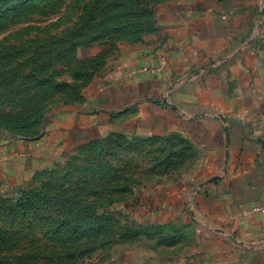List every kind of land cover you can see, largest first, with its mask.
<instances>
[{"label": "rangeland", "instance_id": "rangeland-1", "mask_svg": "<svg viewBox=\"0 0 264 264\" xmlns=\"http://www.w3.org/2000/svg\"><path fill=\"white\" fill-rule=\"evenodd\" d=\"M196 1L0 0V264L231 261L235 238L193 207L159 206L173 186L203 187L211 162L195 142L144 132L134 112L97 117L88 143L66 137L89 122L91 94L157 56ZM12 155L23 160L7 168Z\"/></svg>", "mask_w": 264, "mask_h": 264}, {"label": "crops", "instance_id": "crops-1", "mask_svg": "<svg viewBox=\"0 0 264 264\" xmlns=\"http://www.w3.org/2000/svg\"><path fill=\"white\" fill-rule=\"evenodd\" d=\"M158 52L99 86L84 108L89 122H72L67 139L88 143L100 134L97 117L102 124L133 112L144 132L191 139L210 159L209 176L196 193L173 186L159 206L175 214L193 207L235 238L228 264H264V0H197L178 10ZM143 65L163 67L164 77L128 78Z\"/></svg>", "mask_w": 264, "mask_h": 264}, {"label": "built area", "instance_id": "built-area-1", "mask_svg": "<svg viewBox=\"0 0 264 264\" xmlns=\"http://www.w3.org/2000/svg\"><path fill=\"white\" fill-rule=\"evenodd\" d=\"M139 74L147 75V76L152 77L153 79H156L159 81L160 79H162L164 77L165 70L163 67H160V66H146V65L137 66V67L129 69L128 78H132V77L137 76ZM103 85H102V87H104ZM171 89H172V87H171ZM171 89L169 88L165 91L164 98L166 100L169 99L168 95H170ZM257 210L264 213V208L258 207Z\"/></svg>", "mask_w": 264, "mask_h": 264}]
</instances>
